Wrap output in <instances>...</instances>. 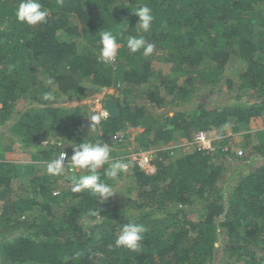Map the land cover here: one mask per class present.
I'll return each instance as SVG.
<instances>
[{"label": "trees", "instance_id": "obj_1", "mask_svg": "<svg viewBox=\"0 0 264 264\" xmlns=\"http://www.w3.org/2000/svg\"><path fill=\"white\" fill-rule=\"evenodd\" d=\"M18 3L0 0V264H264V163H243L264 157V139L253 145L245 134L264 122V0H41L47 23L32 26L16 19ZM144 4L154 21L138 33L131 10ZM123 29L116 61L98 62L100 31ZM138 34L156 45L149 57L166 71L153 70L142 51L129 52L126 38ZM231 61L237 80L225 75ZM102 87L116 90L110 97L118 114L94 134L143 128L134 136L143 149L216 130L215 152L192 149L171 160L169 149L158 150L154 173L132 166L136 197L112 207L87 190L71 191L63 176L36 173L34 161L56 155L52 146L40 147L43 134L93 140L84 137L92 114L83 112L86 104H55L56 98L81 100ZM221 87L229 93L221 108L197 100ZM45 92L54 100L45 101ZM239 130L241 155L228 142ZM6 137L10 143H1ZM15 145L30 162L3 154ZM62 150L72 153L71 145ZM228 157L237 164L230 172L223 168ZM66 171L83 174L71 165ZM16 177L22 185L12 197ZM189 207L202 213L189 218ZM129 219L148 229L140 252L110 246Z\"/></svg>", "mask_w": 264, "mask_h": 264}, {"label": "clouds", "instance_id": "obj_2", "mask_svg": "<svg viewBox=\"0 0 264 264\" xmlns=\"http://www.w3.org/2000/svg\"><path fill=\"white\" fill-rule=\"evenodd\" d=\"M57 2L58 4H62L63 0H57ZM131 11L135 13V15H137L139 18L138 22L136 23V25H138V29H137L138 33H148L154 21V15L152 14V9L147 4H144ZM15 16L19 22L32 26V25L47 23L49 12L41 3V0H19L18 6L15 10ZM124 31H126V29H123L120 34H114L112 30L100 31L99 49L97 54L98 62L103 64H110L116 61L120 49V42L118 36L122 38ZM126 47L129 50V52L133 54L142 51V55L144 57H149L154 52L156 45L154 43L149 42V40H147L144 35L138 34V35L127 36ZM14 68L15 65H11V64L8 65L9 72L13 71ZM47 83L51 84L52 81L49 79ZM107 88H111V87H102L101 89L103 91V89L107 90ZM106 93L104 96H106ZM109 97L110 95L104 97V99ZM43 99L45 101H52L54 100V96L51 92H45L43 95ZM103 100L100 108H96V105L94 103L93 105L94 109L92 110V114L88 115L91 121L90 124L91 133H95L101 122L109 118V112L105 110L103 106ZM171 115L173 114L169 113V116ZM129 128L139 129L136 127L128 126L126 129L117 131L123 133V138H124L123 141H118L119 142L118 144L123 143L125 145L128 143L126 141V134L128 136ZM213 131H215V135L217 136V139L215 140V144H216L215 149L205 153H214L216 150L217 142L220 139V136H218L216 130ZM101 134L97 136L95 140L84 139L81 143L78 144L76 142L68 143L64 141H58L56 139H50L48 137V139L45 140L43 144L40 145V147L47 148L49 146H52V148L56 153L55 157L50 161H48L46 165V171L49 175L63 176L64 179L68 181L71 191L81 192L87 190L92 195L98 197L102 202H105L109 197L117 193V191L112 185L101 180V176L99 174L100 169H104L103 172L104 176L112 180L118 181L121 173H127L129 169L132 170V166H135L137 169H139V167H137L134 163L130 164L127 155L131 151L153 150L152 153L153 155L155 152H157L160 149H169L168 145L170 143L173 144V142H170L168 144H164L161 146H152L150 147V149H145V148L136 149L135 147H132L129 148L128 150L121 151L120 154H116L115 157L113 158L111 156L112 149L109 143L104 142L100 138ZM114 134H110L108 135V137L113 138L112 135ZM191 140L192 137L190 140L186 139V141H188L187 143L188 145H191L189 144ZM64 145H71L72 155L69 154L67 151L62 150V146ZM181 146L182 144L177 145L176 143L173 149H177ZM192 148L195 150L193 146ZM237 150H241V149L238 148ZM169 151L172 150L169 149ZM152 162L155 166V161L153 156H152ZM106 164L108 165V167L104 168ZM66 165H71V167L75 168L76 170L78 169L86 170V172L85 174H81V175H74V174L70 175L68 171H66ZM155 170H156V166H155ZM144 173L152 174L146 172ZM147 230L148 229L145 226V224L138 222L136 219H129L127 223H124L121 226L119 230V234L115 238L114 245H110V246H114L117 248L122 247L132 252H140L142 249V241L144 240V234L147 232Z\"/></svg>", "mask_w": 264, "mask_h": 264}, {"label": "rangeland", "instance_id": "obj_3", "mask_svg": "<svg viewBox=\"0 0 264 264\" xmlns=\"http://www.w3.org/2000/svg\"><path fill=\"white\" fill-rule=\"evenodd\" d=\"M71 18H72L71 22H74V18L73 17H71ZM149 60L151 62V68H153V70H162V72H163V71H166L167 68H168L167 64H162V62H159L157 59H155L152 56L149 57ZM232 64H233V61H231L226 66L225 75L237 80V76L231 70L232 69ZM41 78H43L46 82L49 80L47 78V76H45V75H42ZM220 89H221L220 91L215 90L213 92L208 91V90L201 91L197 100H200L203 103H205L208 106V108H213V107L214 108L215 107L216 108H221L222 106H224V104L226 102H228V100H229L228 94L229 93L225 94L224 88L222 89V87ZM105 91L107 92L105 97H107L108 95H111V94L116 92V90L114 88H112V87L111 88H107V90H105ZM102 94H103L102 89L101 90L99 89V90L95 91L93 94H91V96H89L87 98H84V99H81V100H69L68 99L69 97L67 95H61V96H58V98H56L55 104L76 105L78 103H80V104L84 103V104H86V106L83 109V112L84 113L86 112V114H91L92 110L94 109L93 105H94L95 98L100 97V95H102ZM116 94H117V92H116ZM103 102H104V100H103ZM137 103L145 104V101L137 102ZM193 103H194V101L192 99L190 101V104L193 105ZM187 104H185V105H187ZM22 105H23V100H19L17 102V104H16L15 109L16 110L20 109ZM185 105H182V106H185ZM151 106L152 105H148L147 107L151 108ZM169 113H172V112H169ZM263 118H264V116H263ZM262 125L263 126L261 127L260 130H257L255 132H251L250 133V138H249L248 141L253 143V145L257 144V143H260L264 139V122H263ZM85 130H86L85 136L83 134V136L85 138L91 136L93 138V140H95L97 138V136L100 135V134H94V133L92 134L91 133L90 124H88V126H87V128ZM141 130H143V128H139V129L129 128L128 129V131H129L128 136L126 134V141L128 143L125 144V145L123 143L118 144L119 142L116 141L114 138H111V137H108V138L107 137L106 138H101L100 137V138L104 142L109 143V145H110V147L112 149L111 156L114 158L115 155L116 154H120L121 151H125V150H128L129 148L136 147V144H138V143H137L136 140L133 139V136H135L137 131H141ZM243 131L244 130H239L237 132H234L232 134L231 138L228 141L229 144L233 146L232 147V152H234V153H236L237 149L239 148V149H241L242 154H243L245 149H246V148L242 147L239 144V142L242 141V139H243V137L241 136ZM245 134H246V132H245ZM48 137L50 139H54L55 138L53 134H45V135L43 134V136H42L43 140L44 139H48ZM58 137L62 138V139L64 138V140L66 142L71 143V141H69L68 138L65 137V136L58 135ZM1 143H4V144L10 143L9 138L8 137L4 138V140L1 141ZM176 143H177V145L182 144V146L177 148L174 152L169 151L171 160L174 159L175 157H177V155L189 152L190 150L193 149L191 145L187 144L188 141H186V139L181 138V137H178L176 142L174 141L173 144L170 143L168 145L169 146L168 148L172 150L175 147ZM150 147H152V146H150ZM150 147H147L145 149H150ZM20 148L21 147L15 145V146L12 147L11 150L4 151L3 154L8 159H11L12 161L18 160L20 162H30L31 161L30 155L25 153V152H22L20 150ZM248 148H250V146ZM140 149H142V148H140ZM0 150H2V146L0 147ZM157 153L158 152H155L152 155L153 158L157 156ZM34 162H35V164H34L33 170L36 173L42 174V173L47 172L46 171L47 162H45V161H34ZM245 162H248L249 166H247V167H250L251 169H253L254 167H257V166L261 165L262 163H264V157L259 158V159H253L252 161L245 160L243 163H245ZM235 165H237V164H235V160H233L230 157H228L227 161L223 165V168L226 169V171L230 172V171H232V169L235 168ZM34 171H33V173H34ZM78 171H82L83 174H85V172H86V170H83V169H78ZM131 172H132L131 169H129L127 173H121L118 181L112 180V179L107 177L111 181L110 185H112L117 191V193H115L113 196L109 197L106 200L108 202V204H109L108 205L109 207H112L114 204H117V203H120V202L131 203V199L136 197L137 189L135 187V179L133 178L134 176L132 177V173ZM21 181H22V179H19L17 177L12 179V183H11V185H12V187H11L12 188L11 189L12 190V197L16 196V193L18 191L17 190L18 186L22 185ZM23 181H27V180H23ZM192 209L193 208H191V207L188 208L189 211L187 213V216L189 218L196 219L197 216L199 215V213H202V210L199 209L198 212L195 213ZM85 220H87V219L85 217H83L82 219H80V222H84ZM220 239H221V241L219 242V244L221 242H224L225 238H224V236H221ZM219 256H220V254L218 255L216 261H221ZM218 258H219V260H218Z\"/></svg>", "mask_w": 264, "mask_h": 264}, {"label": "built area", "instance_id": "obj_4", "mask_svg": "<svg viewBox=\"0 0 264 264\" xmlns=\"http://www.w3.org/2000/svg\"><path fill=\"white\" fill-rule=\"evenodd\" d=\"M102 92L103 94L100 95V97L95 98L94 100L96 108H100L102 100L105 97V90L103 89ZM112 137L117 141L124 140L123 133L121 132L115 133L114 135H112ZM216 139L217 136L215 135V131L199 129L193 133L192 140L189 142V144H191L195 148V150L205 153L215 149ZM152 153L153 150L131 151L127 155V157L129 158L130 164L134 163L137 167H139V169L143 170L146 173H153L155 171V166L152 162ZM237 154H241V150H237Z\"/></svg>", "mask_w": 264, "mask_h": 264}, {"label": "water", "instance_id": "obj_5", "mask_svg": "<svg viewBox=\"0 0 264 264\" xmlns=\"http://www.w3.org/2000/svg\"><path fill=\"white\" fill-rule=\"evenodd\" d=\"M103 106L105 110L109 112V117L113 118L116 117L118 114V108L116 102L112 98H105L103 102Z\"/></svg>", "mask_w": 264, "mask_h": 264}, {"label": "crops", "instance_id": "obj_6", "mask_svg": "<svg viewBox=\"0 0 264 264\" xmlns=\"http://www.w3.org/2000/svg\"><path fill=\"white\" fill-rule=\"evenodd\" d=\"M262 127V126H261ZM261 127H250V129L246 130V133H251V132H255L257 130H260Z\"/></svg>", "mask_w": 264, "mask_h": 264}]
</instances>
